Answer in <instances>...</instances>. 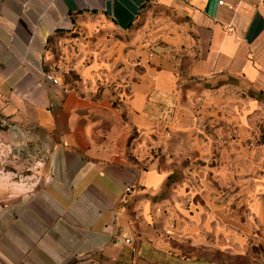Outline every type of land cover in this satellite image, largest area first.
Segmentation results:
<instances>
[{"label": "crops", "instance_id": "0c3cea01", "mask_svg": "<svg viewBox=\"0 0 264 264\" xmlns=\"http://www.w3.org/2000/svg\"><path fill=\"white\" fill-rule=\"evenodd\" d=\"M208 86L264 92L263 0H0V264H264L251 118L161 115Z\"/></svg>", "mask_w": 264, "mask_h": 264}, {"label": "rangeland", "instance_id": "374dc122", "mask_svg": "<svg viewBox=\"0 0 264 264\" xmlns=\"http://www.w3.org/2000/svg\"><path fill=\"white\" fill-rule=\"evenodd\" d=\"M232 88L222 87L221 89H219L208 86L203 92L198 94V97H201L202 99L208 102L213 101L212 105H197V103L192 100L191 105L185 106L180 102L178 104V109H176V112L174 111L172 113V110L174 108H171L161 111V115L162 117H171L174 115L178 119L180 118V120H185V118L191 120V124H186V127H191L193 133L198 139H205V141L208 142L210 145L213 144L215 140H218L219 136L221 135L216 134L218 129H225L226 126L230 125L233 126L234 119L241 120L244 118L247 121V119L251 118V122L254 124V129L252 127L253 125H251V129L252 132L255 134H252L254 139L253 147L256 148L257 153L251 158L248 155H241L239 158L234 157V159L236 160V167L242 170V172L240 173V177L243 175V173H245L246 175L255 174L258 178H264V92H246L241 91L240 89L235 87ZM195 91L196 93H199L197 89ZM201 117L206 120L204 121L205 123L202 125V127L199 124H195L194 120V118ZM182 126L183 125H176L175 127L177 129H182L180 128ZM200 133H202V135ZM197 143H200L199 140L197 141ZM175 145L180 147L179 151L175 152H184L185 148L182 140L176 142ZM191 145L192 142L190 146ZM189 156L190 157H185L183 155L179 156L178 158H175V161L181 159L179 163L172 162V165H175V168L177 170L171 176L173 182L181 183L182 181L188 179L197 181L199 177H201V179L211 181L213 179L205 173V170H208V172H210V176H213L214 173L211 172L216 169V165L222 164L224 170L225 168L231 165V157H208L206 161V166L202 164L203 159L201 161L199 158H194V156L192 155ZM182 158L188 159V161H182ZM164 159L165 160L163 161V163H168L166 158ZM248 161H250V163ZM191 165L193 167H196L197 170L195 172H191L190 175L187 174L186 170L185 177V174L183 173V170L185 169L184 166L189 167ZM249 165L256 166V169H253V171H249L247 169ZM225 174L226 173L223 172L222 175ZM230 181L231 179H228V182ZM228 184L230 185L231 183ZM229 192L230 189H227V187H225L223 191L224 196H227Z\"/></svg>", "mask_w": 264, "mask_h": 264}, {"label": "built area", "instance_id": "2783aa9c", "mask_svg": "<svg viewBox=\"0 0 264 264\" xmlns=\"http://www.w3.org/2000/svg\"><path fill=\"white\" fill-rule=\"evenodd\" d=\"M46 79L54 85L59 84V82L53 76H51L49 74L46 76ZM126 243H128V241H126Z\"/></svg>", "mask_w": 264, "mask_h": 264}, {"label": "trees", "instance_id": "16d2710c", "mask_svg": "<svg viewBox=\"0 0 264 264\" xmlns=\"http://www.w3.org/2000/svg\"><path fill=\"white\" fill-rule=\"evenodd\" d=\"M263 6H264V0H263Z\"/></svg>", "mask_w": 264, "mask_h": 264}]
</instances>
